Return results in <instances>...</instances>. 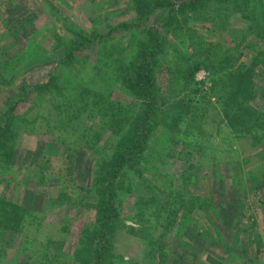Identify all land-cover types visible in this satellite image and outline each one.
<instances>
[{
  "label": "rangeland",
  "instance_id": "obj_1",
  "mask_svg": "<svg viewBox=\"0 0 264 264\" xmlns=\"http://www.w3.org/2000/svg\"><path fill=\"white\" fill-rule=\"evenodd\" d=\"M137 1L0 0V264H264V0Z\"/></svg>",
  "mask_w": 264,
  "mask_h": 264
},
{
  "label": "trees",
  "instance_id": "obj_2",
  "mask_svg": "<svg viewBox=\"0 0 264 264\" xmlns=\"http://www.w3.org/2000/svg\"><path fill=\"white\" fill-rule=\"evenodd\" d=\"M164 1L162 0H143V2H138L136 4V7L138 8V11L140 13V15H145L147 14V11H151L152 9H157L159 7L164 6ZM126 24H119V26H124ZM110 30L112 31L113 29L110 28ZM86 41V40H85ZM84 41H81L80 44H82ZM80 44H77V46L74 49H77L79 47ZM160 46V45H159ZM73 49V50H74ZM72 51H70L67 55V58L71 57ZM146 59H144V61L141 62V64H139L136 68V70L133 73V77L136 81V85L139 87L140 91H143L144 93L147 94V100L148 102L151 101L152 97V93H153V85H154V81H153V67L150 66L149 61L151 60V58H153V53L151 51H149L146 56ZM154 60V59H153ZM253 65V62L251 63V65L249 67H243L245 70H241L238 72V77H237V83H236V87L234 88L235 90H237L235 92V95L233 94L234 98H238L239 96H241L242 93H245V80L246 78L249 76V72L251 70V67ZM194 70H190L189 73L193 74ZM230 100H232V96L229 97ZM0 129L4 130V124H0ZM143 129V127H142ZM138 130H140V127L138 128ZM140 132V131H139ZM134 134V133H133ZM141 137L138 141H136L134 144H136V146H138L139 143H142L146 138L144 137L143 132L141 133ZM123 138V137H122ZM121 140L118 142L117 145V157L120 158V162L118 163L117 160L115 162V165L117 166L115 171L117 172V169H119L118 167L121 165L120 163H122V161L128 160L129 155L135 150V146L129 147L128 142L127 141H122ZM117 158V159H118ZM115 171L113 173V175H115ZM113 175L109 178V180H111V178H113ZM112 211L109 208L104 214H103V226H101V237L99 238L98 244L94 250L95 254H96V261L93 264H104V261L106 260V249L108 247V244L106 242V236L104 234H102V231L104 230V228L107 226V220L108 217L111 215ZM252 263V262H251ZM249 263V264H251Z\"/></svg>",
  "mask_w": 264,
  "mask_h": 264
}]
</instances>
